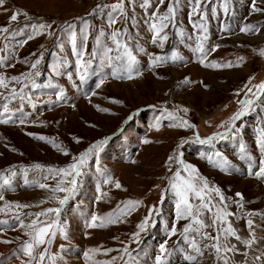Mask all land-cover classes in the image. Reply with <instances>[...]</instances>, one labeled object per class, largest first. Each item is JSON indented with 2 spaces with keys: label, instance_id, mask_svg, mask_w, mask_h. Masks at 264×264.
I'll return each instance as SVG.
<instances>
[{
  "label": "rangeland",
  "instance_id": "rangeland-1",
  "mask_svg": "<svg viewBox=\"0 0 264 264\" xmlns=\"http://www.w3.org/2000/svg\"><path fill=\"white\" fill-rule=\"evenodd\" d=\"M118 2L5 0L0 6V28L9 29L7 33L0 32V76L8 84L7 89L0 88V112L3 104L9 106V112L0 119L11 117L7 124L0 123V173L11 179L10 186L0 188L5 197L0 208L5 202L28 205L0 212V221L9 222L0 224V241H11L0 242V264H21V260L27 259L21 244L29 239L28 229L20 227L14 218L16 213L27 224L35 213L48 208L60 209L58 219L64 233L57 230L50 243L37 248L36 261L46 249L45 255L51 259L44 264H155V257L160 255L159 245L166 241L170 252L168 264H188L183 254L190 249L181 233L190 221L175 219V197L169 183L176 171L187 175L178 162L169 161L170 156L177 155L192 164L210 186L220 189L225 206L233 213L226 219L240 239H227L228 244L236 247L235 252L222 253L228 264H264V179L254 175L259 161L264 159L256 145V129L264 127V103L237 122L242 130L235 139L215 141L214 145L195 142L196 136L204 139L222 131L220 126L226 125L241 108L240 101L251 98V94L245 95L248 89L255 92V86L264 82V11H253L252 0H227L225 13V0H204V46L209 54L202 64L196 51L198 30L189 21L192 0H177L175 21L164 31L168 39L163 48L158 42L152 43L150 13L159 8L162 15L173 0H166L164 5L151 0L149 9L141 7L142 0H125L124 15L114 13L118 22L109 26L111 5ZM97 4L109 7L91 15ZM255 4L264 9V0H255ZM17 12V20L11 21ZM192 19L198 21L199 17L192 14ZM82 21L88 23L86 42L80 32L84 27ZM39 24L46 27L37 29ZM245 24L255 26L254 30L240 32ZM73 25L78 49L84 51L85 61L92 60L85 81L79 80L77 57L72 52ZM222 25L227 30L222 31ZM117 29L122 30L121 42L127 43L137 59L132 79L127 78L118 62L107 59L120 54L110 38ZM101 31L104 36H100ZM180 31L182 37L178 35ZM30 36L33 38L29 39ZM213 47L216 50L210 51ZM108 48L113 51L107 52ZM173 51L182 60L172 61ZM93 52L97 53L95 57ZM41 56L36 69L41 76H33L41 87L34 89L24 76L36 71L31 64ZM155 56L166 59L153 64ZM212 62L220 66H205ZM229 63L233 66L223 67ZM54 67H59L60 75L54 73ZM12 77H20L22 82L17 84ZM186 79L188 83L184 82ZM25 84L28 87H24V98L19 94L11 98V89L19 93ZM45 84L52 86L44 87ZM57 93L62 99L57 100ZM184 108L187 113L182 111ZM169 112L174 116L169 117ZM182 120L189 121L192 127H180ZM40 136L48 140L38 139ZM105 138L108 143L99 156L89 158L81 169L82 175L77 177L75 190L65 204H59L66 193L51 190L61 179L52 170L67 168L73 157ZM241 143L251 160L240 158ZM217 151L229 160V171H221L213 162L214 156L212 161L208 159ZM41 183L49 187L42 189ZM236 193H241L242 199ZM209 195L218 204L220 197L215 193ZM128 201L139 204L128 211ZM153 209L158 213L151 214L146 230L134 239L137 225ZM93 215L98 217L95 222ZM55 218V213H50L40 219ZM201 218L207 225L202 233L217 236L212 214L204 211ZM249 219L253 221L251 228L247 224ZM93 223L96 226L90 227ZM173 223L177 233L170 236ZM192 238L203 252L195 264H224L211 247L215 241L196 232L189 234ZM249 240L253 243L247 244Z\"/></svg>",
  "mask_w": 264,
  "mask_h": 264
},
{
  "label": "snow or ice",
  "instance_id": "snow-or-ice-1",
  "mask_svg": "<svg viewBox=\"0 0 264 264\" xmlns=\"http://www.w3.org/2000/svg\"><path fill=\"white\" fill-rule=\"evenodd\" d=\"M166 0H158L159 5H164ZM177 0H173L172 3H169L167 6V10L165 13L161 15L159 8H157L156 11H153L150 13V22L149 27L152 31V43L156 44L159 43V46L163 48L165 41H167L168 36L164 34V31L166 28L169 27V24L174 23L175 21V4ZM5 3V0H0V6H2ZM203 3L204 0H192V12L189 14V21L192 24L194 29L198 30L197 34V44H196V51L200 53L201 59L200 63H204L207 59V55L209 54V50L205 48L204 42L207 40V27L204 23L206 20V12L203 11ZM109 7L108 5L104 4H97L91 15H95L98 12L103 11L105 8ZM142 8L149 9L152 7L151 0H142L141 4ZM223 10L225 13L228 11L227 7V0H225V3L222 5ZM111 12L108 13V24L109 26L115 25L118 21L116 19V16L114 13L119 12L121 15H124L125 12V0H119L118 3H115L111 5ZM252 10L259 12L264 11V9H261L259 7H256L255 0H252ZM213 13L215 14L216 9H212ZM192 14H195L199 17V20H193ZM18 15L20 13H14L11 16V21H16ZM23 15H27V13H23ZM130 19H135L134 17H131ZM84 27L80 29V32L83 36V40L86 42L88 39L87 36V28L88 23L87 21H82ZM37 29H44L46 26L44 24H39L35 26ZM50 27V26H49ZM72 31L70 33V40L72 44V52L77 57L76 59V65L78 68V74H79V80L85 81L88 74L89 69L92 66V60H84V51L79 50L77 47V33L75 31V26H71ZM255 26L250 24H245L240 28V32L247 33L249 31L254 30ZM222 31L227 30L222 25L221 27ZM256 31H259V29H255ZM9 29L7 27L0 28V32L7 33ZM121 33L122 30H113L111 32L110 38L115 44L116 51L120 54L116 55L115 57L108 56L107 59L109 62H112L113 60L118 62L122 67L124 72L127 74L128 79L133 78V71L135 69V65L137 64L136 56L133 54V52L129 49L126 42H121ZM181 37L184 35L183 31H180L178 33ZM100 36H104V32H100ZM100 36L97 37V43L100 41ZM33 37H29L31 39ZM216 48L213 47L210 51H215ZM107 52L111 53L113 51L112 48H108L106 50ZM261 54L264 55V49L261 50ZM97 55L96 52L92 53V56L95 57ZM2 59V58H0ZM41 58H38L35 60L34 63L31 64V69L36 70L38 66L41 64ZM166 59V57L161 56H155L152 60L153 64H156L158 62L163 61ZM243 59V58H241ZM171 60L172 61H178L182 60V57L178 55L176 51H173L171 53ZM63 66V65H61ZM205 66H211V67H219L220 65H217L215 62H212L210 65ZM232 64H225L223 67H232ZM82 70V71H80ZM53 71L56 75H60L59 67H54ZM34 77H40L41 72L39 70H36L34 72H30L28 75L24 76L25 80L30 81L31 88H39L41 87L40 84L36 82V79ZM69 78H71L69 76ZM12 80L15 81L17 84H20L21 78L20 77H12ZM185 83H188L187 79L184 81ZM103 83V81H101ZM52 85L45 84L44 87H50ZM100 85L98 84L97 87ZM8 84L3 76H0V88H6L7 89ZM24 87H28L27 84H25L23 87L20 88L19 93L17 92V89L13 88L10 91L11 98H15L18 94L20 95L21 99L24 98L23 92ZM256 91L253 92L251 88L248 89L247 93L245 94L246 97L251 94V98H245L240 101L241 108L230 118V121L226 125H221L220 127L223 129L222 131H217L211 136H208L207 138L201 139L199 136H196L195 142L201 144V145H214L215 141L219 140H226L229 138L235 139L240 133H241V126H237V122L241 120L242 117L247 115L250 111H256V108L259 104L264 103V82L258 84L255 86ZM57 100L62 99V95L60 93H57L56 96ZM29 97V101H30ZM118 103V101H116ZM264 110V109H262ZM183 112L187 113L188 109L184 108L182 110ZM9 112V106L7 103L3 104V111L0 112V117L5 116ZM169 117H173L174 114L169 112ZM8 119H0V123L7 124L9 122ZM23 123V121H21ZM180 127H192V124L189 123L187 120H182L179 124ZM257 137H256V145L260 149L262 153H264V127H259L256 129ZM31 135V134H30ZM40 140H48L47 137L40 136L38 137ZM54 144L55 147L60 148L61 146L58 144H55L54 141H49ZM77 142H79L77 140ZM148 141H144V143H147ZM108 143V139L105 138L103 140H98L94 144H92L86 151L79 154L77 157H73V162L70 163L67 168H59L54 169L56 175L61 177V179L58 181L55 188L51 189L53 192H64L66 195L59 200V204L63 205L66 203V201L69 198V195L75 190L77 186V177H80L82 175L81 169L83 166L87 163L89 158L93 155L99 156V153L102 151V148L105 144ZM239 150L241 153V159H248L251 160V155L247 153V150L243 143L239 145ZM65 155L68 153L65 151ZM213 156L215 157L214 163L217 164V166L221 169V171H229L231 168V164L229 160L222 156L220 152H215L212 155L208 156V159L210 161L213 160ZM170 162H178L181 165L182 171L186 173L187 175H182L181 171H176L172 177V179L169 181L170 188L173 193V196L175 197V219H185L189 220L190 222L183 228V232L181 235L184 237L185 241L188 243L190 252H186L183 254V259L188 262V264H195L197 261L198 256L203 255V252L201 250V246L198 244L197 240L195 238L189 239V234L192 232H196L197 234L201 235L202 238L205 239H211L215 241L211 245V247L215 250V253L217 255V258L223 259L224 264H228V260L226 256H223L222 253H228V252H235L236 247L235 245H230L227 243L228 237H234L235 239L239 240L240 237L237 234L236 230L233 228L231 223L227 221V217L230 215H233V213H230L225 206V200L224 197L221 194V191L219 188L210 186L208 181L204 178L198 175L197 169L189 163H185L183 160L180 159V156H170L169 157ZM35 167L39 168L40 165H36ZM249 169H251V165H249ZM11 175L14 176L16 173L13 171L11 172ZM254 175L258 178L264 179V159H261L259 161V168L254 172ZM108 181L105 180V183ZM67 184V187H64L62 185ZM11 185V179L4 175V173H0V188H4L5 186ZM39 187L44 189L48 188L49 185L45 183L39 184ZM116 187L119 188L120 184L117 183ZM210 193H215L217 197H220V200L218 204L213 203L212 199L210 198ZM237 197H240L242 199L241 193H236ZM5 197L2 193H0V201H4ZM197 200L199 201L198 204H194L192 201ZM163 202V201H161ZM138 201H128L127 202V209L128 211L135 208L136 205H138ZM28 207V205L23 204H10L5 202L4 206L0 208V212L10 211L12 209H23ZM204 211H207L212 214V226H215L217 228L218 235L217 236H208L207 233H202V229L207 227L205 225L203 219L201 218ZM50 213H55L56 218L52 219L51 221L48 220H42L41 217H45ZM152 213H158V210H151V213L149 217H146L144 221L139 223L137 225L138 231L133 234V238L136 239L140 236L141 232L146 230L147 225L149 224L151 220V214ZM60 215V209L59 208H48L46 210H43L41 212L35 213V218L31 219L29 223H25L23 219H21V216L19 213H16L15 219L18 221L21 228L28 229L26 235L29 237L28 240L22 242L21 244V251L24 255V257H27V259L21 260V264H34V261L36 264H44L46 259H51V257H46L45 251H41L39 253V260L36 261L35 256V250L39 248L42 245H47L51 242V238L56 235L57 230L63 234L64 228L60 225V221L58 219ZM92 221L95 222L98 217L93 215L91 217ZM9 222L8 220H2L0 221V224L7 225ZM248 226L251 228L253 226V221L249 219L247 221ZM95 223L91 224L90 227H95ZM103 226V225H101ZM177 233V227L176 224L173 223L171 228L169 229L168 234L175 235ZM223 238V240L221 239ZM2 243H11L9 240H3L0 241ZM247 244L253 243V241L249 240L246 241ZM207 247V245H205ZM96 251V250H93ZM159 251L160 255H157L155 257V264H168L167 257L170 256L169 249L167 248V242L161 243L159 245ZM125 254H127V249H125ZM85 256H88V253H85ZM259 259V257H258Z\"/></svg>",
  "mask_w": 264,
  "mask_h": 264
}]
</instances>
